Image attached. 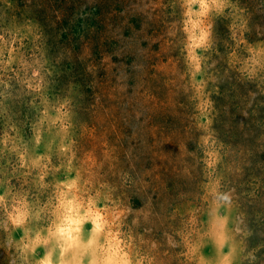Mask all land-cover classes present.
<instances>
[{"label":"rangeland","instance_id":"1","mask_svg":"<svg viewBox=\"0 0 264 264\" xmlns=\"http://www.w3.org/2000/svg\"><path fill=\"white\" fill-rule=\"evenodd\" d=\"M125 261L264 264V0H0V264Z\"/></svg>","mask_w":264,"mask_h":264},{"label":"bare ground","instance_id":"2","mask_svg":"<svg viewBox=\"0 0 264 264\" xmlns=\"http://www.w3.org/2000/svg\"><path fill=\"white\" fill-rule=\"evenodd\" d=\"M73 224H67L66 227H61L60 229H65V231L61 232L59 231L60 237L64 238L65 240H67V242H70L71 238H73V232H74V222L76 224V226L80 225V220L79 219H74L72 220ZM97 226V224H96ZM95 228V227H94ZM75 233V232H74ZM72 244V243H71ZM115 252V251H114ZM116 254V253H115Z\"/></svg>","mask_w":264,"mask_h":264},{"label":"clouds","instance_id":"3","mask_svg":"<svg viewBox=\"0 0 264 264\" xmlns=\"http://www.w3.org/2000/svg\"><path fill=\"white\" fill-rule=\"evenodd\" d=\"M225 200H227L228 198H227V196H224L223 197ZM71 203V201H69V204ZM70 210V209H69ZM17 222H19V218L17 219ZM59 231H61V232H63V231H65V229H59ZM45 264H47V262H45ZM125 264H127V261H125Z\"/></svg>","mask_w":264,"mask_h":264}]
</instances>
